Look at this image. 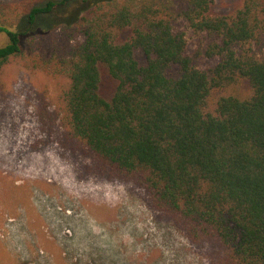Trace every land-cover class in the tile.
<instances>
[{
  "label": "trees",
  "instance_id": "obj_1",
  "mask_svg": "<svg viewBox=\"0 0 264 264\" xmlns=\"http://www.w3.org/2000/svg\"><path fill=\"white\" fill-rule=\"evenodd\" d=\"M67 2L0 3V68L22 51L15 27ZM214 3L101 1L30 59L67 79V146L133 178L192 242L216 241L231 264H264V0L228 12ZM182 23L202 37L193 54Z\"/></svg>",
  "mask_w": 264,
  "mask_h": 264
},
{
  "label": "rangeland",
  "instance_id": "obj_2",
  "mask_svg": "<svg viewBox=\"0 0 264 264\" xmlns=\"http://www.w3.org/2000/svg\"><path fill=\"white\" fill-rule=\"evenodd\" d=\"M101 1L69 0L35 24L25 19L15 27L26 31L22 51L0 68V264H231L219 243L192 242L170 215L153 208L133 178L65 144L67 79L30 58L48 53L54 28ZM214 1L216 11L228 12L241 0ZM181 28L193 54L202 37ZM7 42L0 33V46ZM113 88L105 76L103 94Z\"/></svg>",
  "mask_w": 264,
  "mask_h": 264
}]
</instances>
